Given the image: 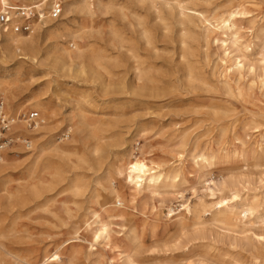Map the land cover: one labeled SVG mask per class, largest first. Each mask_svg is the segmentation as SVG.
Wrapping results in <instances>:
<instances>
[{"label": "rangeland", "instance_id": "rangeland-1", "mask_svg": "<svg viewBox=\"0 0 264 264\" xmlns=\"http://www.w3.org/2000/svg\"><path fill=\"white\" fill-rule=\"evenodd\" d=\"M35 1L42 14L34 22L38 26L34 33H17L35 35L31 48L10 45L0 24V101L10 115H41L35 131L28 132L25 122L13 129L30 136L33 149L16 144L2 160L7 168L0 176V196L4 187L21 189V196L0 209V264H14L11 252L38 263L58 251L54 264H110L111 257L124 262L127 252H100L82 241L101 221L136 264H234L256 257L264 262V204L235 226L212 221L227 201L211 206L222 181L237 189L233 201L252 205L255 196L264 199V158L204 165L199 157L203 150L217 153L223 133L232 139L234 127L244 137L248 125L257 137L251 119L264 123V114H254L257 108L226 87L242 74V82L253 81L263 96L264 0H102L104 13L94 5L92 15L85 0H60L58 19L50 17L53 0ZM233 9L241 12L236 43L234 35L213 26ZM74 42L82 54L68 60L65 50H73ZM236 59L243 62L242 73ZM39 102L50 113L38 110ZM41 123L45 127L39 129ZM75 123L78 129L70 131ZM55 145L67 151H51ZM44 149L49 151L44 164L36 168ZM134 156L161 168L175 166L181 176L133 196L119 170ZM38 167L44 172L32 175ZM56 167L61 180L47 191ZM33 182L40 186L38 197L24 189ZM106 201L121 203L125 215L102 207L96 219L94 212ZM187 205L192 214L185 215ZM131 220L139 242L129 233Z\"/></svg>", "mask_w": 264, "mask_h": 264}, {"label": "bare ground", "instance_id": "bare-ground-1", "mask_svg": "<svg viewBox=\"0 0 264 264\" xmlns=\"http://www.w3.org/2000/svg\"><path fill=\"white\" fill-rule=\"evenodd\" d=\"M14 1L16 2L17 0H0V6H2L1 4H4V5H10L11 7H14V8L15 7L32 8V7H36L34 5L37 4V2L35 0H23L24 4H22V5L15 4ZM94 5H95V7H94ZM85 6L87 7V13L91 14V15L96 13V12H93V7L94 8L97 7L98 8L97 10L102 11V12L104 9L102 0H94V1L85 0ZM42 11H43V9H42ZM104 11H105V9H104ZM225 13H222L221 16L220 15L218 16V19L215 20L216 25H213V26H214L215 30L218 31L222 35H224V34H226L227 36L231 35V37L234 35L235 36V42L234 43H236L238 40V37H237V31H236L237 29H236L235 21H236L237 15L240 14L241 12L238 9H233V10H230L227 15H225ZM43 15L45 18V13H43ZM34 24L38 26L39 22L37 21ZM10 28L11 27H9L8 29L4 28V30H6L5 31L6 36L10 39V42H9L10 45H13L16 49H23V50H25L26 48H31L33 46V43L35 41V35L34 34H30L27 37H22L19 34H17V32L15 33V31H11ZM12 32H14L16 35H14ZM31 33H34V30ZM226 41H227V38L224 39L223 42H226ZM73 46H74L73 50L72 49H66L65 50L67 55H68V57H67L68 60H73V58H72L73 54H77L79 57L82 54L81 48L75 42L73 43ZM26 54H27V52H26ZM236 60H237V68L242 73L243 62H242V60H239V61H238V59H236ZM263 63H264V61H263ZM230 71H231V69H229L228 73ZM251 71L254 72V68L253 69L251 68ZM243 78H244V76L241 74L240 78L237 82L226 83L227 89L234 95L235 98L242 100L246 104H250L254 108H257V111L253 112L254 114L257 115L259 112L261 114H264V93H263V96L258 94L256 92V89H255V86H256L255 83L252 81L250 84L246 85V83L242 82ZM228 79H229L228 81H231L230 77ZM261 86H263V88H264V78L261 81ZM5 89L8 90L7 85L5 86ZM255 100H257V101H255ZM36 108L38 110L43 111L44 113H47V112L50 113V109H48L45 106V104H41L40 102L36 103ZM13 115L16 119V124L14 125L13 129L14 128L16 129V128H19L20 127L19 125L23 124L22 122H24V121L19 117L18 113H13ZM80 115L82 116V114H79L78 116L80 117ZM81 119H82V117H81ZM81 121H83V120H81ZM251 121H252V127L251 128L253 130H255L256 132H258L257 137L254 135L255 133H253V132L249 133L248 132V129H247L248 125L245 127L246 131H244V137L237 135V132L235 131L236 127H234V129H233L234 134H233L232 139L226 138V133H223L222 140L220 142L221 146L219 147L217 153H212L208 150L202 151V153L199 155V157L201 159L200 160L201 163H203L204 165H212L216 161L221 162V163H236V162H241V161L246 162L247 160H250V159L256 160V159L264 158V123L260 122V120L256 119V117L252 118ZM84 123H83V125H84ZM77 124L78 123L72 124V127L69 130L70 131L77 130L78 129ZM25 126H26V130H28V132L35 131L37 128L36 127L35 129L32 130V129H29L27 127V124ZM43 127H45V124L41 123L39 126V129H41ZM15 133H21V132H15ZM253 136H254V138H252ZM246 137H249V139H245ZM67 148L68 147H62V146L55 145L51 149V151L53 150L56 153H65L67 151ZM48 149H50V147ZM48 149L42 150L39 153V155L37 156L36 160L33 163L34 166H36V168L38 165L40 167L41 165L44 164L43 163L44 162L43 155L45 154L44 152H46V150L48 151ZM4 157H3V159H4ZM194 157L196 158V163L200 164V162L198 161L199 159L197 158V155H195ZM2 160L0 162L1 163V165H0V176L4 173V171L7 168L6 160H4L3 162H2ZM150 161H148V159L146 157H143V156H134L133 158L130 157V159H128L126 162L124 161L125 163L123 164V167H121L119 170L120 174H122V173L124 174L126 185L129 186L130 189L133 190V192H132L133 196L138 195L140 192H142L145 189L156 190V189H158V187L161 185L162 182H164V181L175 182L181 176L180 170H176L175 166L161 168L158 165L156 166L155 164H152ZM42 170H40V168L38 169V171L33 169L31 174L33 175L35 172L40 174V173L44 172ZM50 172H51V170H50ZM50 174L52 175V178H51V181H49L50 186H48L47 191H52L57 187V185L59 184V181L61 180L62 172L58 167H56V168H54L53 172H51ZM216 186H217V188L215 191H213L215 193L212 194V198L216 197L217 199L212 200L211 206H215L217 204H223L225 201H227V203L223 204L224 206L222 207V209L217 211L218 212L217 214H219V215L217 216V218H213L212 221H216L217 223H221L224 226H235L238 223L239 218L249 217L250 215H252L254 213L255 210H257L262 204H264V199L261 197L259 198V196H255V200L257 202L254 201L255 203H253L252 205L247 204V203L242 202V201H239V202L233 201L239 197V193H238L237 189L235 190L233 188V186L230 188L228 186L227 181H222V182H220V184H216ZM24 189L27 191H30V193H33V195L36 194L35 196H37V197L41 195L40 194V186L34 182L30 183V185L25 186ZM69 189L71 191H78V188L76 186L75 187L71 186V187H69ZM230 190H234L232 193V196L227 195V192L229 193ZM63 191H68V189L62 190L61 192H63ZM19 196H21V189H17L16 191H14L10 188L8 189V188L4 187L3 193L0 196V209L2 208V205L4 203L11 201L13 199H17ZM133 200H134V198H133ZM133 200H132V202H133ZM119 204L120 205L118 206L117 201H116L114 206H112V205L108 206V203L106 201V202L102 203L101 210H99L98 212L95 211L93 216H95V218L98 219V217L100 216L99 213L103 210L102 207L103 208L105 207V209L109 210V211L111 210V211L116 212V211L120 210L119 216L125 215L124 210H122V208H120V206L122 204L121 203H119ZM205 208H206V206H204V208L202 210V212H204V213L206 212ZM193 211H194V209L191 208L190 206L187 205L185 207V212H186L185 215L192 214ZM106 213H108V212H106ZM132 215H133V212H132ZM195 216H196V214H195ZM90 219H92V218H90ZM101 222H100L98 227H96L97 226L96 225V226H94L96 228L95 229L93 228L91 230L90 239L89 238L88 239L83 238L82 241L90 242L91 249L94 248V246H96L95 249L100 251V252L116 251V253H118V255H121L123 252L128 253L125 256L126 260L124 262H119V261L115 262V258L111 257L110 264H136L134 259L130 257L129 252L121 249L122 246L119 243V239H117L115 236H113L110 233V231L112 229L110 230L108 224H104ZM195 224L198 226H201L203 224V220H202L201 215L196 218ZM90 225H92V224H90ZM183 230H184V228H183ZM129 233L133 237L134 242H139L138 227L136 226V224L132 220L129 223ZM128 237L131 238L130 236H128ZM75 239H76V237H75ZM68 240L69 239L66 238L65 242ZM1 246L4 247V245H2L0 243V248H1ZM64 246H66V245H64ZM67 246H68V244H67ZM125 248H127V247H125ZM127 250H128V248H127ZM8 253H9V251H8ZM16 254H14L12 252L9 253V256L11 257L12 262L14 264H54V263H57L58 260H60L59 251L55 252L53 254H47V255L43 256V258L38 263H34L30 259H26V258L21 257L23 255L19 256ZM100 256H102V255H100ZM251 256H253V255H251ZM234 264H264V262L259 261L258 258L256 257V258L251 259L250 262H244V261L238 260V261H235Z\"/></svg>", "mask_w": 264, "mask_h": 264}, {"label": "built area", "instance_id": "built-area-1", "mask_svg": "<svg viewBox=\"0 0 264 264\" xmlns=\"http://www.w3.org/2000/svg\"><path fill=\"white\" fill-rule=\"evenodd\" d=\"M62 12V1L53 0L50 8V17L52 19H58ZM41 18L42 14L36 7L14 8L10 5L3 4L2 10L0 11V24L5 29L11 27V29L17 33L31 32L35 20H40ZM19 117L27 124V127L32 130L35 129L41 121L39 111L20 113ZM15 124V117L7 112L5 103L0 101V162L6 155V151L16 144H22L27 151L33 149V140L30 136H24L23 133H15L13 131Z\"/></svg>", "mask_w": 264, "mask_h": 264}]
</instances>
